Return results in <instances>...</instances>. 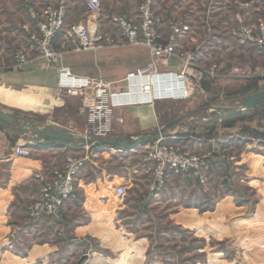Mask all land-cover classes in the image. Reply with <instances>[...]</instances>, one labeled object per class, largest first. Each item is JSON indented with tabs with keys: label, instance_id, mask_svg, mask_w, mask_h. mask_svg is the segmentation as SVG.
I'll list each match as a JSON object with an SVG mask.
<instances>
[{
	"label": "rangeland",
	"instance_id": "obj_1",
	"mask_svg": "<svg viewBox=\"0 0 264 264\" xmlns=\"http://www.w3.org/2000/svg\"><path fill=\"white\" fill-rule=\"evenodd\" d=\"M8 1L0 0V21L13 17ZM209 2L193 0L191 10L188 0H158L153 5L161 22L190 25L191 33L181 39L180 52L194 53L202 68H222L218 77L192 79L188 100L158 101L167 105L163 122H174L167 137L219 141L214 161L204 146L192 151L175 144L207 159L205 183L193 173L170 174L161 195L154 199L152 177L146 174L144 162L148 146L139 152L119 153L118 147L94 144L90 149L93 158L79 177L84 181L79 200L70 206L73 212L62 211L56 220L37 222L27 216L12 237L0 239V264H80L85 256L82 264H264V139L259 137L264 135V104L235 116L219 115L222 108L226 113L235 111L247 96L264 90L263 80L228 75L236 65L264 64L258 58L254 64L256 50L238 41L241 25L264 23V0H223L224 13L208 15L204 11ZM216 5L213 0L212 6ZM251 13H257V18L245 20ZM5 29L12 30L2 25L0 33ZM141 83L149 93L136 95L137 101L127 104L172 96L173 92L165 94V80L151 77L132 82L133 86ZM81 96L76 100L66 97L62 110L55 112L80 122L66 125L78 136L77 152H83L90 110L89 99ZM118 109L113 112L110 137ZM217 119L223 129L219 135L215 133ZM182 123L187 127H181ZM119 186L126 189L122 198L115 194ZM89 197L96 201L91 213H81L79 206Z\"/></svg>",
	"mask_w": 264,
	"mask_h": 264
},
{
	"label": "crops",
	"instance_id": "obj_2",
	"mask_svg": "<svg viewBox=\"0 0 264 264\" xmlns=\"http://www.w3.org/2000/svg\"><path fill=\"white\" fill-rule=\"evenodd\" d=\"M8 2H10L8 12L13 17L8 22L2 19L0 21V29L2 25H8L12 30L6 32L5 29V32L0 33V42L3 44L2 65L6 67L13 65L15 54L19 50H26L30 59H32V62L22 70H0V111L14 118H23L24 122H21L19 126L32 123L42 129L49 127L66 129L78 137L75 131L66 125H79L80 122L76 121L72 116H56L55 112L62 110L65 105L62 102L66 101V97L74 98L75 100L76 98L82 99L84 97L81 94L70 95L59 89V66L41 68L34 61L35 52L27 36L29 31L36 29L32 11L41 13L48 5L64 3L66 6V28L72 24L82 23L90 29L97 28L99 32L110 34L117 41L118 44L115 47L97 51H75L72 50V47H64V29L58 35L55 47L62 52V65L69 67L73 75L77 77L100 78L105 82L111 83L114 90L124 91L126 89L125 79L127 75L137 72L151 61L148 49L128 45L121 32L111 23V17L116 14L126 15L130 20L137 22L139 19V0H101L103 8L96 19L93 16L90 17L84 0H9ZM188 2L191 10L193 0H188ZM216 2L217 5L212 6L213 0H211L208 10L206 9L207 11H204V13L208 15L224 13L223 0H216ZM251 3L253 4V2ZM251 3H246L245 5L250 6ZM156 4H158V0H154V5L156 6ZM0 10H2L1 6ZM163 11L167 13V10ZM254 12H259V10ZM160 13L162 14V12ZM160 13H157V15L161 16ZM252 14H248L244 19L251 21L253 18H257V13ZM21 31H24L25 34H22ZM159 31L164 38H167L169 35L167 21L164 20L161 23ZM181 44L182 40L179 41V47ZM255 53L256 59L252 60L254 64L260 60L264 61V56L259 55L257 51ZM177 67V63L171 61L167 66H161V70L175 71L178 70ZM141 84L133 86V91L126 94L120 101L127 104L130 101H137L138 98L136 99V97L138 96L136 95L148 94V86ZM158 92L159 90H156V93ZM165 109H167L166 103L163 105L161 102H157L153 106L139 105L118 109L115 112L114 135L108 140L128 137L131 140L147 141L146 144L139 146L136 150L122 149L123 151L119 152L129 153L133 151L139 152L140 149H145L159 137H166L173 144H184L186 148L192 151L196 150L197 147L204 146V148L209 150L208 156L211 161L217 160L214 155L216 156L218 153L217 144L219 141L212 143L211 140H195L192 137H167L174 122L170 120L163 122V110ZM221 110L223 112L221 113L219 110L220 117L230 116L226 115L227 110L225 111L224 108ZM193 114L190 115L192 116ZM86 116L85 128L89 124L90 110ZM167 118L169 119L170 117L168 116ZM217 121L220 122L219 119L214 121L217 124L215 133L219 135L223 129L218 127L219 123ZM170 124L172 125L169 128L162 131L163 128ZM181 127L185 128L187 126L182 123ZM31 139L32 136H27L14 130L0 121V239L10 238L15 234L17 226L27 218V206L39 197V184L35 176L41 174L45 177H50L52 170L60 167L65 157L71 153L74 154L77 152L76 149H78L77 143L66 145L64 148L57 146L33 147ZM19 145L30 148L31 156L27 158L15 156V148ZM75 154H79V152ZM59 159H63L61 164L57 162ZM79 177L76 181L77 190L82 187L81 184L84 182ZM94 202H96L95 199L87 198L79 206V211L86 214L91 213L90 208ZM73 204L67 203L64 206L63 213L70 214V212H73L70 209Z\"/></svg>",
	"mask_w": 264,
	"mask_h": 264
},
{
	"label": "built area",
	"instance_id": "obj_3",
	"mask_svg": "<svg viewBox=\"0 0 264 264\" xmlns=\"http://www.w3.org/2000/svg\"><path fill=\"white\" fill-rule=\"evenodd\" d=\"M84 4L90 17L93 16L96 19L102 10L101 0H84ZM153 5L154 0H142L138 9L137 22L130 20L126 15L111 17L112 25L121 32L128 45L146 48L151 55L149 64L127 75L124 91L114 90L111 83L100 78L73 75L69 67L62 65V52L55 47V41L64 29L63 45L65 48L72 47L75 51H97L117 46V41L110 34L99 32L97 28L90 29L82 23L72 24L66 28L64 3L48 5L41 13L32 11L36 29L29 31L27 36L35 52L34 61L41 68L59 66V89L70 95L83 94L90 101V120L84 130L86 141L109 139L113 128V112L117 108L153 105L158 101H185L191 97L192 79L219 76L220 67L218 65H213L209 69L202 68L194 53L179 51V41L191 33L190 25L170 22L167 38L161 35L159 26L162 22L155 15ZM238 41L240 45L251 46L259 55L264 56V23L241 25ZM2 55L3 44L0 42V70H22L32 62L26 50H19L14 57L13 65L6 67L2 65ZM171 61L178 63L180 68L175 71H162L161 66H167ZM228 75L233 78L264 81V64L236 65L231 68ZM151 76L165 80L168 86L165 93L173 92L172 96L166 97L165 95L149 102L136 104H126L120 101L126 94L133 91V80ZM154 93H156L155 89ZM91 147L83 145V152L66 156L62 165L52 170L50 177L41 174L35 176L39 184V197L27 207V216L31 222L43 219L56 220L67 203L78 202L76 181L85 170L88 161L93 158L90 152ZM14 155L30 157L31 149L19 145L15 148ZM144 162L146 163V174L152 177L150 191L154 199L161 195L170 174L193 173L202 183H205L203 172L209 166L206 158L187 152L178 145L164 143L163 137H159L148 146ZM115 194L119 198L124 197L125 187L119 186Z\"/></svg>",
	"mask_w": 264,
	"mask_h": 264
},
{
	"label": "water",
	"instance_id": "obj_4",
	"mask_svg": "<svg viewBox=\"0 0 264 264\" xmlns=\"http://www.w3.org/2000/svg\"><path fill=\"white\" fill-rule=\"evenodd\" d=\"M264 104V90L256 92L252 95H249L245 98L240 108L235 111H229L226 115H235L240 113L243 110L248 108H255L259 105ZM222 113L223 111L220 110ZM0 121L5 125L12 127L14 130L24 133L27 136H32L31 145L35 146H57L64 148L66 145H74L78 143L77 137L66 129H59L55 127H49L42 129L40 127L34 126L32 123L24 126H19V124L24 122L23 118H14L11 115L0 111ZM172 124L163 128L162 131H165ZM29 126V127H28ZM146 140H131L128 137H123L117 140H108V139H91L88 141H82L83 145L92 146L94 144H104L111 147H118L126 150H134L141 145L146 144ZM87 259L85 256L81 263L82 264Z\"/></svg>",
	"mask_w": 264,
	"mask_h": 264
},
{
	"label": "trees",
	"instance_id": "obj_5",
	"mask_svg": "<svg viewBox=\"0 0 264 264\" xmlns=\"http://www.w3.org/2000/svg\"><path fill=\"white\" fill-rule=\"evenodd\" d=\"M253 81H258V80H253ZM251 109H253V108H251ZM237 115V114H236ZM231 116H235V115H231ZM259 137L260 138H262V139H264V135H259ZM115 148H117V147H115ZM120 149V148H119ZM81 150H79L78 152H80Z\"/></svg>",
	"mask_w": 264,
	"mask_h": 264
},
{
	"label": "bare ground",
	"instance_id": "obj_6",
	"mask_svg": "<svg viewBox=\"0 0 264 264\" xmlns=\"http://www.w3.org/2000/svg\"><path fill=\"white\" fill-rule=\"evenodd\" d=\"M152 77V76H151ZM151 77H149V78H151ZM152 78H160V77H152ZM142 79V78H141ZM161 79V78H160ZM165 92V91H164ZM165 94H167V93H165ZM168 97H170V96H168ZM136 150V149H135Z\"/></svg>",
	"mask_w": 264,
	"mask_h": 264
}]
</instances>
